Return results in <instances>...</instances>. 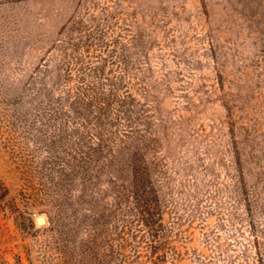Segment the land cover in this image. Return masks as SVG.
Returning <instances> with one entry per match:
<instances>
[{"label": "rangeland", "instance_id": "374dc122", "mask_svg": "<svg viewBox=\"0 0 264 264\" xmlns=\"http://www.w3.org/2000/svg\"><path fill=\"white\" fill-rule=\"evenodd\" d=\"M0 264H264V0H0Z\"/></svg>", "mask_w": 264, "mask_h": 264}, {"label": "bare ground", "instance_id": "6f19581e", "mask_svg": "<svg viewBox=\"0 0 264 264\" xmlns=\"http://www.w3.org/2000/svg\"><path fill=\"white\" fill-rule=\"evenodd\" d=\"M43 219H45V222H46V216H42V215L37 216V221L39 224L43 223Z\"/></svg>", "mask_w": 264, "mask_h": 264}, {"label": "water", "instance_id": "95a60500", "mask_svg": "<svg viewBox=\"0 0 264 264\" xmlns=\"http://www.w3.org/2000/svg\"><path fill=\"white\" fill-rule=\"evenodd\" d=\"M43 223H45V219H43Z\"/></svg>", "mask_w": 264, "mask_h": 264}]
</instances>
